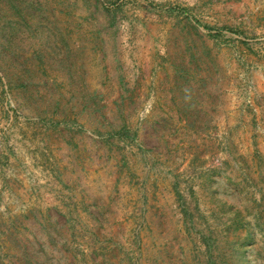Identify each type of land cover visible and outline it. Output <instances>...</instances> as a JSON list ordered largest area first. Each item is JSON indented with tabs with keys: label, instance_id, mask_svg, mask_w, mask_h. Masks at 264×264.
I'll return each mask as SVG.
<instances>
[{
	"label": "rangeland",
	"instance_id": "374dc122",
	"mask_svg": "<svg viewBox=\"0 0 264 264\" xmlns=\"http://www.w3.org/2000/svg\"><path fill=\"white\" fill-rule=\"evenodd\" d=\"M103 2L0 52V264H264V0Z\"/></svg>",
	"mask_w": 264,
	"mask_h": 264
},
{
	"label": "trees",
	"instance_id": "16d2710c",
	"mask_svg": "<svg viewBox=\"0 0 264 264\" xmlns=\"http://www.w3.org/2000/svg\"><path fill=\"white\" fill-rule=\"evenodd\" d=\"M54 1V19L55 23L61 22V24L66 23L69 26L74 27L77 30V26L82 23V20L88 18L89 15H92L91 11V0H82V4L84 6L83 10L86 11L85 14L76 13L75 9L77 8V4L75 0H52ZM49 0H44L43 2H39L38 6H35L33 0H0V52H10L14 55H19L20 52V44L18 43L21 41V35L24 32L31 31V17L35 18L33 11H39V15L41 16V23L47 25L48 23H52V19L50 18L47 7H49L50 3L52 2ZM100 0H94V5L96 7H101L104 9L105 17H109V24L114 25V19L116 11L119 9V6H109L103 3H100ZM57 9V10H56ZM169 11H172L171 8H168ZM94 17V13H93ZM53 21V23H54ZM95 22H99L98 18L95 17ZM188 24L193 28L196 29L197 25L199 24L196 20L187 19ZM204 28L208 26L202 24ZM100 30H98L99 32ZM32 32V31H31ZM67 33L60 34L62 40H65ZM35 54V58H38V50H33ZM25 62V60H22ZM23 67V66H22ZM26 70L25 67H23ZM23 77L27 76L25 73H22ZM2 78V77H0ZM19 79V78H18ZM23 79V78H22ZM24 85V84H23ZM105 99L103 93H98L96 90L92 91V93L88 94L87 96V105L90 110L92 111H99L102 106L100 104V100ZM125 95L123 93L118 95V98L113 100V104L118 111L122 110L124 104ZM89 103V104H88ZM53 121V120H52ZM108 136H116L123 139L134 140L136 138V132L132 130L129 126L125 123L117 126L115 128L112 126L110 130L107 132ZM176 193L180 194L176 189ZM204 243L206 244L207 248L210 246L209 244V236H204ZM239 253V252H238ZM27 255V254H26ZM125 257L127 259L128 264H139L138 261L131 258L127 253H125ZM241 257V256H240ZM239 257V258H240ZM29 258V257H28ZM29 264L33 263L32 260L28 259ZM15 264V263H14ZM214 264V263H213Z\"/></svg>",
	"mask_w": 264,
	"mask_h": 264
}]
</instances>
